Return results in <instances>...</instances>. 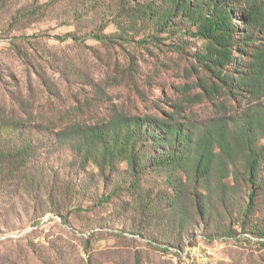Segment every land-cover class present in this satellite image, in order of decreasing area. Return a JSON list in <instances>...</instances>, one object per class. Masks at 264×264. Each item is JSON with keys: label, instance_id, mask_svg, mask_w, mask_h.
<instances>
[{"label": "rangeland", "instance_id": "374dc122", "mask_svg": "<svg viewBox=\"0 0 264 264\" xmlns=\"http://www.w3.org/2000/svg\"><path fill=\"white\" fill-rule=\"evenodd\" d=\"M150 7L157 16L144 13ZM170 8V0H0V120L23 127L8 139L36 145L25 175L0 171V264H264V191L245 222L242 187L211 226L197 229L194 216L180 228L165 176L152 174L165 190L156 223L157 208L140 211V195L126 189L127 162L102 174L57 136L116 113L164 117L185 99L205 41L177 16L160 27Z\"/></svg>", "mask_w": 264, "mask_h": 264}, {"label": "trees", "instance_id": "16d2710c", "mask_svg": "<svg viewBox=\"0 0 264 264\" xmlns=\"http://www.w3.org/2000/svg\"><path fill=\"white\" fill-rule=\"evenodd\" d=\"M170 3L155 20L160 27L167 28L177 16L193 24L194 34L205 41L196 55L195 80L183 87L185 99L164 117L116 113L93 124L73 123L57 136L72 141L84 162L92 161L102 174L116 172L118 161L127 162L126 189L140 195V211L157 208L156 223L164 211L159 194L165 191L148 180L156 173L168 183L170 220L176 226L186 227L194 216L197 229L211 226L242 187L246 202L238 215L245 222L264 191V0ZM144 13L157 16L153 7ZM67 37L78 40L73 33ZM19 129L11 116L0 120L1 173L10 168L25 175L35 156L33 140H11Z\"/></svg>", "mask_w": 264, "mask_h": 264}]
</instances>
